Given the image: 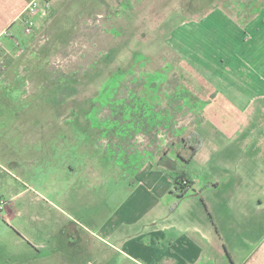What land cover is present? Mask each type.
<instances>
[{
	"label": "rangeland",
	"instance_id": "1",
	"mask_svg": "<svg viewBox=\"0 0 264 264\" xmlns=\"http://www.w3.org/2000/svg\"><path fill=\"white\" fill-rule=\"evenodd\" d=\"M250 4L51 0L39 7L42 15L31 33L18 28L20 40L1 55L0 264L30 262L37 257L35 245L57 238L73 242L72 233L97 229L94 219L99 220L98 198L105 187L98 178L81 214L58 198L83 157L98 158V164L117 159L130 172L137 160L160 159L169 151L173 162L179 150L188 154L185 138L202 114L197 94L215 81L211 39L222 31L243 35L253 15ZM218 17L230 23L213 27ZM202 31L206 42L199 37ZM115 76L117 81L110 82ZM209 131L200 130L206 147H226L223 128ZM106 145V155L79 151ZM119 173L108 178L109 191L117 193L108 198L123 194L125 184L115 179ZM200 179L206 183V173ZM116 183L121 192L111 190ZM200 190L194 194L200 197ZM262 190L253 186V197L247 192L246 198ZM220 191L207 190L206 196L220 198ZM52 231L58 235L52 237Z\"/></svg>",
	"mask_w": 264,
	"mask_h": 264
},
{
	"label": "crops",
	"instance_id": "2",
	"mask_svg": "<svg viewBox=\"0 0 264 264\" xmlns=\"http://www.w3.org/2000/svg\"><path fill=\"white\" fill-rule=\"evenodd\" d=\"M31 1L0 0V55L20 40L21 25L25 34L29 18L35 19L36 26L39 23L40 9L26 11ZM250 5L253 15L243 35L221 30L212 37L215 81L203 84L195 100L202 108L195 131L202 137L203 127L214 134L216 128H223L226 147H206L203 139L189 161L178 153L172 162L168 151L160 159L137 160L130 172L118 166L117 159L110 164L99 159L98 164V158L83 157L58 198H66L81 214L91 200L92 180L98 178L105 187L98 198L97 229L72 233L77 239L73 242L57 238L58 242L35 245L37 257L23 264H264V191L246 198L247 192L253 197V186L264 188V0H251ZM220 21L230 23L218 17L212 26L218 27ZM202 33L199 37L205 41L208 37ZM79 151L106 155L109 148ZM183 167L190 170L195 183L194 189L179 197L173 193L172 176ZM119 171L115 179L125 184L123 194L108 198L117 194L109 191L108 178ZM205 173L207 181L202 183L200 176ZM120 187L116 183L111 190L121 192ZM200 187L199 197L194 193ZM207 190L220 191V198H208ZM104 210L109 213L105 215ZM56 235L52 231V237Z\"/></svg>",
	"mask_w": 264,
	"mask_h": 264
},
{
	"label": "trees",
	"instance_id": "3",
	"mask_svg": "<svg viewBox=\"0 0 264 264\" xmlns=\"http://www.w3.org/2000/svg\"><path fill=\"white\" fill-rule=\"evenodd\" d=\"M2 67L0 68V72ZM116 76L110 80V82H116ZM155 85V82H153ZM185 91V90H184ZM189 93V92H188ZM189 99V98H187ZM202 137L197 131H194L191 135L185 138V146L188 147V154L187 156H183L179 150V154L181 158L185 161H189L196 151L199 149L201 145ZM173 183H174V190L173 193L178 195L179 197L185 196L191 189H194V179L190 170L186 168L178 169L175 174L172 176Z\"/></svg>",
	"mask_w": 264,
	"mask_h": 264
},
{
	"label": "built area",
	"instance_id": "4",
	"mask_svg": "<svg viewBox=\"0 0 264 264\" xmlns=\"http://www.w3.org/2000/svg\"><path fill=\"white\" fill-rule=\"evenodd\" d=\"M50 1L51 0H33L28 5V8L26 9V11L36 12L40 7V2L45 3V5H48V4H50ZM35 25H36L35 19L33 17L29 18L27 20L26 33H31L33 31ZM3 63H4V59L0 55V67L3 65Z\"/></svg>",
	"mask_w": 264,
	"mask_h": 264
}]
</instances>
